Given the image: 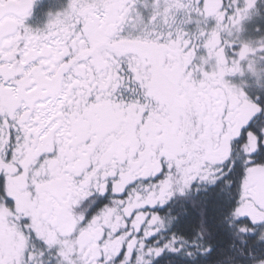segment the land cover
<instances>
[{
  "label": "snow or ice",
  "instance_id": "obj_1",
  "mask_svg": "<svg viewBox=\"0 0 264 264\" xmlns=\"http://www.w3.org/2000/svg\"><path fill=\"white\" fill-rule=\"evenodd\" d=\"M0 0V264H264V0Z\"/></svg>",
  "mask_w": 264,
  "mask_h": 264
},
{
  "label": "flooded vegetation",
  "instance_id": "obj_2",
  "mask_svg": "<svg viewBox=\"0 0 264 264\" xmlns=\"http://www.w3.org/2000/svg\"><path fill=\"white\" fill-rule=\"evenodd\" d=\"M65 3V0H36L33 16L30 22L34 26H42L47 19L49 11L55 12Z\"/></svg>",
  "mask_w": 264,
  "mask_h": 264
}]
</instances>
